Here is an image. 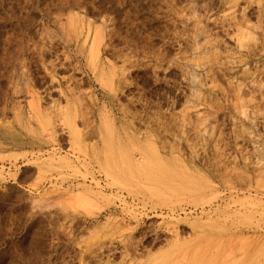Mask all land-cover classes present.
<instances>
[{
    "label": "rangeland",
    "instance_id": "1",
    "mask_svg": "<svg viewBox=\"0 0 264 264\" xmlns=\"http://www.w3.org/2000/svg\"><path fill=\"white\" fill-rule=\"evenodd\" d=\"M152 262L264 264V0H0V264Z\"/></svg>",
    "mask_w": 264,
    "mask_h": 264
},
{
    "label": "bare ground",
    "instance_id": "2",
    "mask_svg": "<svg viewBox=\"0 0 264 264\" xmlns=\"http://www.w3.org/2000/svg\"><path fill=\"white\" fill-rule=\"evenodd\" d=\"M100 41H101V36H100V34L99 33H95L94 34V36H93V38H92V40H91V45H90V54H91V56L92 57H95L96 56V54L98 53V51H99V44H100ZM91 57V58H92ZM64 124L66 125V127L69 129V139H70V143L72 144V145H74V146H79V143H80V140H79V136H78V132L76 131V129H75V127H74V125L71 123V121L69 120V119H67V118H65V120H64ZM105 139H107V138H105ZM104 139V140H105ZM105 142H106V140H105ZM93 151H94V153H95V155H96V157H97V160L99 161L100 159H99V156H100V154H102L103 156V160H102V164H100L101 165V167H103V169H104V171H105V173L107 174L106 176H111V179H114V182H117V183H119L120 185H121V182H125V181H123V180H125V179H127V178H132V175H133V177H134V175H135V169L138 167L139 168V165L141 164V161L140 162H138V165H137V161L135 162L134 160L135 159H131L130 157H126V158H124L125 160H126V162H125V164H123V167H122V169H121V171L119 170V172L122 174V176H119V172H117L116 171V173H114V170H113V168H112V166H113V163H114V157L113 156H111L110 155V152H109V148L107 147V146H105L103 149H96V148H94L93 149ZM57 158H59V157H57ZM63 158V157H62ZM61 159V158H60ZM148 161V160H147ZM52 162V161H51ZM60 162H63V160H60ZM64 163H66V162H64ZM140 163V164H139ZM67 165H68V162L66 163ZM70 164V163H69ZM146 164H147V166H149L148 164H149V162H146ZM49 165V164H48ZM84 165V164H83ZM146 166V167H147ZM54 167V166H53ZM56 168H58V167H56ZM140 168H142V169H144L145 171H146V168L145 167H141L140 166ZM150 168V167H149ZM118 170V169H117ZM139 170H141V169H139ZM149 171V170H148ZM141 172H142V170H141ZM150 172V171H149ZM146 174H148V172L146 173ZM154 175V174H153ZM118 179V180H117ZM134 179V178H133ZM115 180H117V181H115ZM134 182V181H133ZM95 183H97V181L95 182ZM123 185V184H122ZM125 185V184H124ZM127 185V184H126ZM150 188V187H149ZM152 189V188H151ZM150 189V190H151ZM199 195H200V193H199ZM155 261H157V260H154L153 262H155ZM152 262V263H153ZM154 264V263H153Z\"/></svg>",
    "mask_w": 264,
    "mask_h": 264
}]
</instances>
